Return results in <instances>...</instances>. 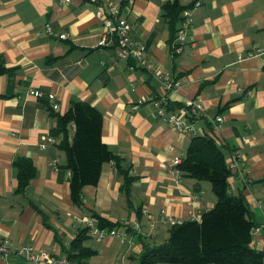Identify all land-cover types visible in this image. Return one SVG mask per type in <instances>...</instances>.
<instances>
[{"label":"crops","instance_id":"1","mask_svg":"<svg viewBox=\"0 0 264 264\" xmlns=\"http://www.w3.org/2000/svg\"><path fill=\"white\" fill-rule=\"evenodd\" d=\"M166 1L103 0L118 8L132 38L146 45L145 57L153 65L147 70L119 59L115 46H100L104 28L96 3L0 0V63L15 71L11 82L0 76V95H8L0 98V242L11 244L0 264H35L22 255L24 247L66 258L65 247L83 227L79 220L97 225L94 214L130 227L125 241L90 238L86 246L96 254L86 264H140L146 243L167 242L172 221L201 220L217 203L210 182L184 175L177 181L172 173L194 136L213 138L227 162L237 156L240 168L229 178L230 193L247 200L256 223L252 247L264 252V0H199L180 54L171 47ZM63 34L68 38L61 39ZM166 78L180 86L168 91ZM31 90L53 93L60 111L53 114V103ZM150 96L189 119L196 134L180 133L149 104L133 110ZM76 102L102 113L103 141L120 165L103 166L98 185L84 189L83 208L73 203L69 176L59 169L65 153L58 141L49 143L54 115ZM188 102L204 110L194 111ZM18 157L32 160L37 171L24 194L16 192ZM125 172L133 178L127 190Z\"/></svg>","mask_w":264,"mask_h":264},{"label":"trees","instance_id":"2","mask_svg":"<svg viewBox=\"0 0 264 264\" xmlns=\"http://www.w3.org/2000/svg\"><path fill=\"white\" fill-rule=\"evenodd\" d=\"M191 6H182L180 0H167L164 4V17L174 30L172 49L183 21L182 13ZM4 75L11 82L15 71L0 63V76ZM7 97V94L0 95V98ZM54 116L57 124L52 136L66 156V163L59 169L69 176L73 203L83 208L84 189L98 185L105 164L114 162L120 167L119 158L103 141V115L93 105L76 102L65 114ZM13 167L18 178L16 192L24 194L37 176L36 167L26 157H18ZM179 168L184 176L210 182L217 203L201 220L173 225L166 243H146L140 264H264V252L252 247L256 223L250 207L243 196L230 193L229 178L233 172L217 142L208 136H194ZM132 182L133 178L125 172L126 190ZM92 218L97 219L101 229L121 227V223H112L96 214ZM89 231L81 227L70 246L65 247L69 262L86 264L96 254L86 246L92 238Z\"/></svg>","mask_w":264,"mask_h":264},{"label":"built area","instance_id":"3","mask_svg":"<svg viewBox=\"0 0 264 264\" xmlns=\"http://www.w3.org/2000/svg\"><path fill=\"white\" fill-rule=\"evenodd\" d=\"M66 3H70L71 0H65ZM88 3L98 4L96 10V19L101 21L104 28V33L102 35V40L100 41V46H115L117 55L119 59L133 61L138 64V66L152 70L153 65L145 57L146 45L142 42L136 41L132 38V28L128 21L124 18L119 17V10L113 5H104L103 0H85ZM202 5V2L196 0L193 5L186 8L183 13V21L181 22L179 31L177 32L176 40L173 43L174 53L180 54L183 52L184 45L189 40V30L191 26V12L193 9L198 8ZM47 33L53 34V28L48 26L46 28ZM61 39H67L68 35H60ZM136 65L132 64L130 67L131 71L136 69ZM166 89L168 91L174 90L180 86L179 82L169 81L168 78L165 80ZM30 94L38 99H47L50 103H53V110L55 112L60 111V106L56 102V97L53 93L45 94L41 91L31 90ZM149 104L153 107V112L155 115L165 118L166 121L180 133L186 134L193 137L196 134V128L189 119L180 118L175 109H170L166 101L158 99L154 96L147 98H141L133 106V110L137 111L141 106ZM188 107L194 111H203L204 107L200 103L188 102ZM223 121V117L217 118L216 129H220L219 123ZM246 141V139L244 138ZM49 143L57 144V140L54 137L49 138ZM46 148V146H43ZM59 160L56 161L58 164ZM182 164V159L177 158L173 162L174 169L172 173L175 175L177 181H180L183 174L179 166ZM229 168L232 172H236L240 168V162L237 156L234 155L228 162ZM83 227L89 228V233L92 238L98 241H103L107 237H115L122 241L126 240L127 229L130 227L129 222L121 223V227L116 229H101L99 228L93 219L79 220ZM177 221H172V224H178ZM137 224V223H136ZM138 229V225H135ZM256 230L254 231V234ZM11 244L8 241L0 242V254L7 258L10 254ZM22 255L26 256L29 260L35 264H69L66 258H58L51 253L42 251L40 253H35L32 247H24L21 251Z\"/></svg>","mask_w":264,"mask_h":264}]
</instances>
